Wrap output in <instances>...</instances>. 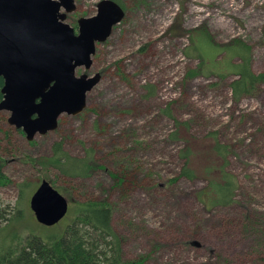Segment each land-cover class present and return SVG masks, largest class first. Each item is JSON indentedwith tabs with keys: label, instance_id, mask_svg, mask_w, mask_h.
<instances>
[{
	"label": "rangeland",
	"instance_id": "rangeland-1",
	"mask_svg": "<svg viewBox=\"0 0 264 264\" xmlns=\"http://www.w3.org/2000/svg\"><path fill=\"white\" fill-rule=\"evenodd\" d=\"M101 1L75 0L66 23L78 32L75 23L95 16ZM113 1L123 20L97 44L90 69H76L77 77L100 75L80 114L61 115L56 130L28 141L0 112V174L9 180L0 187V216L23 211L9 232L59 235L77 202L106 200L127 261L263 264L264 0ZM197 32L217 46L245 47L252 74L263 76L254 94L234 99L235 76H194L203 64L187 53ZM215 140L228 148L227 169L239 180L229 208L206 207L197 197L207 183L182 175L188 149L193 168L212 165ZM57 144L73 159L90 156L93 171L70 177L46 165ZM43 180L69 202L54 227L40 225L30 209ZM25 182L31 191L18 205Z\"/></svg>",
	"mask_w": 264,
	"mask_h": 264
},
{
	"label": "water",
	"instance_id": "water-1",
	"mask_svg": "<svg viewBox=\"0 0 264 264\" xmlns=\"http://www.w3.org/2000/svg\"><path fill=\"white\" fill-rule=\"evenodd\" d=\"M97 14L78 21V32L67 14L75 0H0V112L22 129L28 141L58 127L61 115H78L100 75L76 76L90 69L96 46L109 39L125 12L113 0H103ZM65 11V13H63ZM30 209L45 227L58 225L69 212V202L48 181L34 191Z\"/></svg>",
	"mask_w": 264,
	"mask_h": 264
},
{
	"label": "trees",
	"instance_id": "trees-1",
	"mask_svg": "<svg viewBox=\"0 0 264 264\" xmlns=\"http://www.w3.org/2000/svg\"><path fill=\"white\" fill-rule=\"evenodd\" d=\"M75 25L77 28V22ZM238 43L233 41L226 46H217L204 32H197L187 53L188 57L198 59L200 65L203 64L194 72V76H235L237 79L231 83V89L236 100L254 94L257 87L263 83V76L252 74L246 49ZM221 54H225L227 58L220 62ZM235 59L243 63L233 65ZM3 86L4 80L0 78V102L3 99ZM60 147V144L54 147V157L49 159L46 165H51L70 177H85L93 171L94 161L90 156L84 160L73 159L62 152ZM228 151L226 146L215 140L212 165L204 167L201 171L191 166L190 149L182 154L187 159L182 175L189 180L200 179L207 183L197 198L211 209L229 208L236 203L240 185L238 178L227 169ZM8 182L9 180L0 174V187ZM123 182L124 179L120 178L119 183ZM19 190L18 205L31 191L30 183L21 184ZM73 211L74 218L63 231L47 238H43L34 230L26 236L19 235L16 229L9 232L10 227L23 221V211L19 206L10 218L0 216V264H145L143 259H124L122 241L112 225L113 207L106 200L77 202ZM262 260L264 264V258Z\"/></svg>",
	"mask_w": 264,
	"mask_h": 264
}]
</instances>
